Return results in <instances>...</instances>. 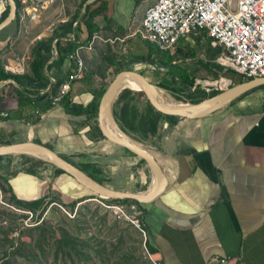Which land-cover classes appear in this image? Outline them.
Segmentation results:
<instances>
[{
	"label": "crops",
	"instance_id": "0c3cea01",
	"mask_svg": "<svg viewBox=\"0 0 264 264\" xmlns=\"http://www.w3.org/2000/svg\"><path fill=\"white\" fill-rule=\"evenodd\" d=\"M103 3L107 9L96 18L100 30L85 46L89 36L86 9L93 11ZM145 11L142 17L135 0H58L42 11L41 18L20 12L0 30V68L10 72L33 75L34 48L39 42L49 43L42 70L46 86L21 84L14 78L0 85V142L59 147L61 156L72 161L95 163L101 169L97 174L110 188L143 193L147 187V192L154 182L148 165L106 142L104 149L90 151L91 145L98 144L87 134L90 127L68 115L62 102L51 103L59 86L77 70L76 61L73 68L69 61L57 66V43L60 49L72 43L73 53L84 62V78L70 91L73 102L87 105L94 99L93 91L104 88L89 86L97 83L98 76H107L93 71L87 50L99 40L119 44L141 35ZM141 49L149 48L143 43ZM98 56L106 60L105 53L97 52ZM111 63L106 69L113 71L118 61ZM253 89L202 119L165 123L141 144L156 157L168 179L165 192L140 212L146 239L157 248L155 256L162 264H264V88ZM71 139L80 140L78 150ZM120 160L122 167L116 164ZM52 168L43 166L37 177L13 173L8 180L25 201L55 197L69 204L83 198L85 190L74 178L57 175V168Z\"/></svg>",
	"mask_w": 264,
	"mask_h": 264
},
{
	"label": "rangeland",
	"instance_id": "374dc122",
	"mask_svg": "<svg viewBox=\"0 0 264 264\" xmlns=\"http://www.w3.org/2000/svg\"><path fill=\"white\" fill-rule=\"evenodd\" d=\"M155 1L145 0L140 3L142 17L144 10ZM134 40H137L138 44H135ZM141 41L145 46L147 45L141 35L119 44L115 42V44L107 45L99 40L93 48L91 47V50H87L90 51L87 57L93 71L107 75L106 77L98 76L97 83L90 85L89 88L97 87L98 89L111 85L122 64L132 61L134 57L148 56L149 49L143 51ZM202 41L201 45L190 47L196 49L199 59L212 58L215 61L216 58L211 57L210 54L211 41L208 43L207 38H202ZM188 43L185 41L180 44L175 51L180 58L185 59L183 62L196 63L189 62L192 58H187L189 55L183 49ZM97 52L98 55L100 52L105 53L106 60L103 61L100 56L95 57ZM112 59L118 63L114 70L110 71L106 68L112 64ZM137 69L145 72L144 75L152 84L160 86L158 72L153 66L139 65ZM196 69L197 67H192L191 73L197 77H214L210 70L197 71ZM235 77L236 83L243 78L241 75H235ZM122 87L132 88L127 82ZM132 89L138 91L135 88ZM158 90L169 101L190 104V102H179L166 91ZM141 106L144 107V104ZM69 141L73 148L78 150L81 147L79 139L78 143L74 142V139ZM107 146L105 142L98 141V144L91 145L89 150L99 151ZM54 148L58 155L63 154L59 147ZM82 149L85 150L84 147ZM116 164L122 167L124 162L120 160ZM145 165L148 164L145 163ZM52 167L50 169H53ZM97 178L101 177L97 176ZM0 182L6 189L8 188L3 180ZM57 195L60 196V194ZM57 199L47 198L43 204L44 211L32 213L30 209L23 208L14 202L12 193L0 187V264H162L155 254L149 251L145 235L134 223L141 219V211L137 205L106 202L101 198L84 201L78 199L69 204L60 202L53 204V201ZM114 206H119L123 212H116L112 209Z\"/></svg>",
	"mask_w": 264,
	"mask_h": 264
},
{
	"label": "trees",
	"instance_id": "16d2710c",
	"mask_svg": "<svg viewBox=\"0 0 264 264\" xmlns=\"http://www.w3.org/2000/svg\"><path fill=\"white\" fill-rule=\"evenodd\" d=\"M137 4H140L141 2L145 0H135ZM19 13L18 17L20 16V10L22 8L21 3L19 2ZM107 9L106 3H103L98 9H95L93 11H90L89 8L86 9V18L88 20L86 21V26L88 29L89 36L87 38V41L85 42V46L90 44L93 40L94 34L100 30L99 26L96 25V18L98 16H101L105 10ZM10 13V5L8 10L5 13V18L8 17ZM17 17V18H18ZM3 19V20H4ZM104 20L108 23H110V19L105 16ZM202 38H207L208 43L211 41V39L208 37V34H204L203 37H200L198 39L197 44H202ZM147 46L149 48V55L146 57H135L132 61L122 64L118 71L124 68H131V69H137L139 65H150L155 68V70L158 72V78L160 80L159 85L160 88L167 93H169L172 97L177 99L179 102L187 103L190 102L192 104H199L211 97H214L218 95L221 91L218 92H211L207 93L205 90H203L200 87H195V79L197 76L195 74H192V67L196 68L197 71L199 70H210L212 72V75L217 78L219 74L222 71V67L214 63L212 58L210 60L205 59H199L197 57L196 49L191 48V43L189 42L187 46H185V51L189 56L187 58H192L189 62H196V63H190L187 64L183 62V58H180L178 52H172L167 50H162L159 45L152 43L150 41H146ZM185 41H182L184 43ZM77 45H79L77 43ZM48 42H39L35 48H34V60H33V75H23L18 74L14 72L7 71L4 67L0 68V85L3 84L5 81L14 78L19 83L24 84L25 81H29L35 84H42L44 81L43 76V67L45 64V60L47 58L48 53ZM81 46V45H79ZM83 46V45H82ZM180 46V45H179ZM58 51H59V62L57 66H62L64 62L69 61L72 63L73 68V62L74 59H71L69 56L73 53V44L67 43V48H61L60 49V43H57ZM220 47L214 48V51L210 49L211 57H217L218 53L220 52ZM77 64V63H76ZM143 75L145 72L140 71ZM226 75L233 78L234 83H236V77L235 75H239L234 70H228L224 72ZM243 78L239 79L237 83L247 81L250 79H253L252 77H247L244 75H241ZM235 77V78H234ZM79 80H75L71 84V88L77 83ZM236 83V84H237ZM46 84V82L43 83V85ZM234 85V84H233ZM46 86V85H44ZM58 84L54 86L53 91L57 90ZM110 86V85H109ZM109 86H106L105 88L101 90L93 91L92 95L94 99L87 105L84 103H75L73 102V97L71 94V91L62 99L63 107L66 111V113L78 120L84 121L89 127L90 131L87 132L88 135H93L94 139L96 141H102L95 129V118L99 111V104L101 99L104 97L105 93L107 92ZM264 88V85L256 88V89H262ZM255 89V90H256ZM252 90H249L245 92L244 94H247L251 92ZM254 91V89H253ZM243 94V95H244ZM141 104H144V107L141 106ZM112 116L114 121L117 123V125L120 127V129L129 136L133 141L145 145L146 142L149 141L148 135L149 133L153 132L158 134L162 128V126L165 123H172L177 124L180 120L173 115H167L164 113H161L157 111L154 107H152L145 99L143 94L140 91H135L132 88H124L117 99L115 100L113 107H112ZM9 117V116H8ZM5 120V119H3ZM17 143V141H7V142H0V146L3 145H12ZM50 147L54 150V148L50 145H45ZM128 151V150H126ZM129 153L135 155L131 151H128ZM79 157V155H76ZM82 156V155H81ZM138 157L137 155H135ZM64 159H66L68 162L79 168L81 171L86 172V174L91 177L93 180H95L97 183L108 186L106 181L101 180L100 178H97L99 176L97 173H101V169L95 164V163H88L83 164L72 161L69 158H66L62 156ZM141 163L145 164L146 161L140 158ZM45 167H54L53 164H50L40 158H35L29 155H8V156H0V181L3 180L4 183L8 185V188L3 186L0 182V187L4 191H8L12 193V199L14 202L19 204L23 208L30 209L32 213H38L40 211H44V202L46 201L47 197H42L41 199L37 201H25L18 198V196L15 194L14 189L12 188V184L10 183V180H8V177L12 173H17L18 175H29L32 177L39 176L41 172V168ZM90 170V171H88ZM57 175H66L68 177H71L70 175L66 174L64 171L60 169H56ZM73 178V177H72ZM147 190V187L144 189ZM144 191V192H145ZM93 198H101V200L106 202H116V203H133L138 206L139 210L143 212L142 207L145 204H141L135 200H111L106 197L99 196L95 194L94 192L88 190L85 188V193L83 195V198H81L80 201H84L87 199H93ZM142 217V215H141ZM146 245L153 254L157 253V248L153 247L148 239H146ZM158 260V259H157Z\"/></svg>",
	"mask_w": 264,
	"mask_h": 264
},
{
	"label": "built area",
	"instance_id": "2783aa9c",
	"mask_svg": "<svg viewBox=\"0 0 264 264\" xmlns=\"http://www.w3.org/2000/svg\"><path fill=\"white\" fill-rule=\"evenodd\" d=\"M58 0H18L20 12L41 18L43 10ZM8 0H0V22L9 8ZM142 38L160 46L162 50L175 52L182 41L197 45L198 39L206 33L211 39L212 49L220 47L214 63L222 71L214 77H197L195 87L207 93L223 91L234 84L232 77L224 72L234 70L247 77L264 78V0H156L146 11L142 21ZM77 63L76 72L69 75L51 97L57 106L70 92L73 81L85 75L84 62L78 54L69 56ZM45 77V76H44ZM54 81H51V85ZM8 117L9 114H3ZM118 213L119 206L112 207ZM145 235L142 219L134 221ZM227 260H222V263Z\"/></svg>",
	"mask_w": 264,
	"mask_h": 264
},
{
	"label": "water",
	"instance_id": "95a60500",
	"mask_svg": "<svg viewBox=\"0 0 264 264\" xmlns=\"http://www.w3.org/2000/svg\"><path fill=\"white\" fill-rule=\"evenodd\" d=\"M10 4V13L6 19L0 23V30L6 28L12 24L18 17L19 4L18 0H8ZM135 78L138 91H140L144 99L157 111L176 116L180 121L189 122L197 119H202L213 113L219 111L222 107L235 100L245 92L264 85V78L256 77L247 81H243L232 85L230 88L221 91L218 95L211 97L199 104H182L174 105L157 100L151 94V88L161 89L160 86L154 85L150 80L143 75L139 69L124 68L117 72L114 81L109 86L104 97L99 104V111L95 118V129L98 137L106 142L120 149L131 151L139 158L146 161L150 166L155 185L147 192L134 193L112 189L107 186H103L89 177L84 171L68 162L62 156L58 155L53 149L36 142H19L12 145L0 146V156H18L29 155L35 158H40L50 164H53L57 169L64 171L66 174L73 177L78 184L85 190L88 189L95 194L109 198L111 200H135L141 204H148L156 200L161 194H163L168 186V179L165 170L158 162L156 157L144 146L133 141L127 136L114 121L112 116V107L119 96L120 92L124 88L122 87L127 78ZM5 83V82H4ZM3 85V84H2ZM162 90V89H161ZM104 117H109L111 123L117 127L126 138L123 139L117 134L109 131L104 123Z\"/></svg>",
	"mask_w": 264,
	"mask_h": 264
},
{
	"label": "bare ground",
	"instance_id": "6f19581e",
	"mask_svg": "<svg viewBox=\"0 0 264 264\" xmlns=\"http://www.w3.org/2000/svg\"><path fill=\"white\" fill-rule=\"evenodd\" d=\"M126 81H127V83H128L132 88L138 89V85H137V82H136L135 78L129 77V78H127ZM151 94H152L157 100H159V101H161V102H165V103H169V104H174V105H182V104H177V103H175V102H172V101L167 100V99L165 98L164 94H163L161 91H159L158 89L151 88ZM103 123H104L105 127H106L109 131H111V132L117 134L119 137H121V138H123V139L126 138V136H125V135H124V134H123V133L117 128V127H115V126L111 123L109 117H104V119H103ZM155 184H156V183H155V180H154L153 185L151 186V189L154 187Z\"/></svg>",
	"mask_w": 264,
	"mask_h": 264
},
{
	"label": "flooded vegetation",
	"instance_id": "af4514ba",
	"mask_svg": "<svg viewBox=\"0 0 264 264\" xmlns=\"http://www.w3.org/2000/svg\"><path fill=\"white\" fill-rule=\"evenodd\" d=\"M48 198V197H47ZM55 197H51L50 199H53ZM57 202H61L59 199H57V201H53V204H57ZM74 202V201H73ZM72 203V202H71Z\"/></svg>",
	"mask_w": 264,
	"mask_h": 264
}]
</instances>
